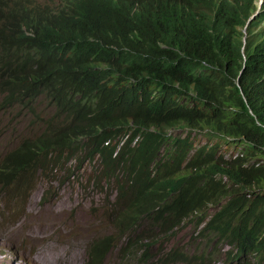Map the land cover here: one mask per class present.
Wrapping results in <instances>:
<instances>
[{
  "label": "trees",
  "instance_id": "obj_1",
  "mask_svg": "<svg viewBox=\"0 0 264 264\" xmlns=\"http://www.w3.org/2000/svg\"><path fill=\"white\" fill-rule=\"evenodd\" d=\"M250 2L214 18L205 0H0V110L18 106L38 129L0 158V216L37 174L83 171L113 186L110 215L126 205L132 217L142 195L158 198L152 172L194 148L169 131L206 129L219 141L196 149L209 147L175 214L211 203L208 228L264 257V30L259 18L238 29ZM221 142L241 155L223 159ZM88 254L102 259L92 244Z\"/></svg>",
  "mask_w": 264,
  "mask_h": 264
},
{
  "label": "rangeland",
  "instance_id": "obj_2",
  "mask_svg": "<svg viewBox=\"0 0 264 264\" xmlns=\"http://www.w3.org/2000/svg\"><path fill=\"white\" fill-rule=\"evenodd\" d=\"M45 103L43 100L40 109ZM16 110L20 108L15 106L10 112L0 110V158L30 130L38 132L37 126L28 124L31 116L24 111L15 113ZM170 133L184 136L188 129H173ZM190 134L196 147L209 140L204 131ZM209 141L213 143L217 138ZM222 148L241 149L242 145L223 144ZM36 176L31 189L20 191L18 197L7 195L11 204L7 206L8 212L0 216V264H84L90 242L112 231L111 206L107 204L114 195L113 186L106 182L93 184L83 171L74 176L64 171L57 176L48 171ZM4 195L0 190L1 199ZM215 209L210 206L209 211L212 213ZM205 240L198 237L193 223H189L178 230L171 242L163 240L162 247L177 245L192 250L196 245L201 247ZM157 252V247L151 250L152 254ZM117 263L115 251L105 264Z\"/></svg>",
  "mask_w": 264,
  "mask_h": 264
},
{
  "label": "clouds",
  "instance_id": "obj_3",
  "mask_svg": "<svg viewBox=\"0 0 264 264\" xmlns=\"http://www.w3.org/2000/svg\"><path fill=\"white\" fill-rule=\"evenodd\" d=\"M42 1L47 3L48 0ZM231 1L205 0V4L208 12L210 15L213 14L214 18L222 15L226 17L227 14H234V10L229 6ZM249 5L251 13L245 24L242 27H238L244 34H247L248 23L257 18L260 20L257 22L254 32L264 30V0H251ZM132 6L136 7L137 4L130 5V8ZM253 26L251 29H253ZM173 129L182 128H172L171 130ZM187 129L188 133L184 137L189 135L194 144L196 143L190 134L191 131H204L207 135L206 129H191L190 127ZM169 134L172 133L169 131ZM208 138L211 140L217 137L208 136ZM209 140L203 145H206V143L208 146L214 144V142L212 143ZM136 141L137 138L133 143ZM217 141H219L218 138ZM223 144L227 145L230 143L221 142L219 153L223 156V159L233 162L238 155H241L240 151L243 148L241 143H238L242 145L241 149L235 148L232 150L223 149ZM231 144L234 143L232 142ZM203 145L198 147L194 145V148L184 156L178 166V162H175L171 167L165 164L159 171L154 170L152 172L151 177L154 186L151 187V190L157 192L158 198L148 200L147 196L142 195L140 204H143L146 210L140 211L138 209L137 213L130 217L129 213L126 212L127 206L121 205L116 214H109L111 217L109 225L112 227V231L96 236L90 242L84 264H89L88 251H90L91 244L92 249L96 247L102 252L101 261L97 259L95 264H105L106 259L115 251L118 254L117 264H264L262 255H240L239 243L247 240L242 241L236 235L237 233L228 230L226 232L230 236L219 238L212 231V228H208L212 216L216 213L217 206L207 203L205 206L185 207L177 215L175 214L182 191L189 185L196 167L204 160L206 153L209 151V147H206L204 153L196 156V149ZM165 155L166 153L161 151L157 160H166L163 159ZM232 171L233 169L230 170V172ZM157 173H159L158 176ZM225 175L227 174L219 176H224V179H226ZM210 206L216 208L212 213L209 211ZM189 223H193L194 231L198 234V237L206 238L202 242L201 247L196 245L192 250L187 246L177 247V245H173L170 248L162 247L163 240L165 243L171 242L178 230ZM209 246L211 247L210 249H208ZM155 247L158 248V252L152 254L151 250ZM91 264H94L92 260Z\"/></svg>",
  "mask_w": 264,
  "mask_h": 264
}]
</instances>
